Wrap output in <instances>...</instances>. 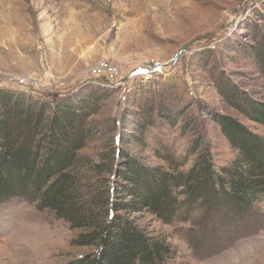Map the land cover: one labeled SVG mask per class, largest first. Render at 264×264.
<instances>
[{"label": "rangeland", "instance_id": "1", "mask_svg": "<svg viewBox=\"0 0 264 264\" xmlns=\"http://www.w3.org/2000/svg\"><path fill=\"white\" fill-rule=\"evenodd\" d=\"M181 50V61L153 81L130 78L135 67L167 63ZM257 52L264 53V0H0V89L54 106L91 89L88 83L98 86V112L89 118L94 134L80 152L94 162L128 156L188 171L196 157L189 148L199 139L218 169L230 163L238 152L215 117L234 116L260 134L264 127L243 117L219 88L234 84L264 101ZM103 60L121 70L113 83L87 77ZM29 77L35 86L19 82ZM136 102L151 121L143 133L133 121ZM259 209L260 222L242 227L209 223V211L198 205L171 223L146 210L127 215L145 234L167 240L175 251L167 264H264V202ZM78 232L35 202H3L0 264H69L95 252L72 245Z\"/></svg>", "mask_w": 264, "mask_h": 264}, {"label": "trees", "instance_id": "2", "mask_svg": "<svg viewBox=\"0 0 264 264\" xmlns=\"http://www.w3.org/2000/svg\"><path fill=\"white\" fill-rule=\"evenodd\" d=\"M256 60L264 66V53L257 52ZM87 86L91 89L76 99L54 106L30 93L0 89V204L16 198L35 202L79 230L72 245L95 252L69 264H167L174 249L166 239L145 234L128 213L146 210L171 223L198 205L209 211V223L215 218L219 225L239 227L260 222L264 133L234 116L217 115L223 136L238 152L219 169L199 139L189 148L196 157L188 171L148 167L128 156L121 163L111 155L94 162L80 152L93 137L89 118L98 112L103 93L92 83ZM165 88L161 95L170 87ZM219 93L243 117L264 127L263 100L234 84ZM135 106L140 110L132 113L133 121L143 133L151 121H145V106Z\"/></svg>", "mask_w": 264, "mask_h": 264}, {"label": "built area", "instance_id": "3", "mask_svg": "<svg viewBox=\"0 0 264 264\" xmlns=\"http://www.w3.org/2000/svg\"><path fill=\"white\" fill-rule=\"evenodd\" d=\"M183 56H184V51L181 50L176 52L171 58V60L167 63L157 62L154 64L141 65L135 67L130 72V78L151 80L160 74H164L168 69L167 65L170 67L177 65L181 61ZM120 74H121V70L118 66H115L106 60H103L89 69L87 73V77L94 79L103 78L104 80L113 83L118 79ZM20 81L22 84L25 85L35 86L37 84V80L31 77L21 78L19 82Z\"/></svg>", "mask_w": 264, "mask_h": 264}]
</instances>
